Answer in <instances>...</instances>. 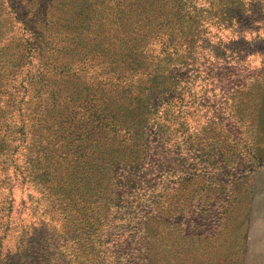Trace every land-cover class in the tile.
<instances>
[{"label":"trees","instance_id":"obj_1","mask_svg":"<svg viewBox=\"0 0 264 264\" xmlns=\"http://www.w3.org/2000/svg\"><path fill=\"white\" fill-rule=\"evenodd\" d=\"M181 3L0 0V264H174L173 246L215 228L193 211L187 157L152 160L190 118V80L162 70L193 20Z\"/></svg>","mask_w":264,"mask_h":264},{"label":"rangeland","instance_id":"obj_2","mask_svg":"<svg viewBox=\"0 0 264 264\" xmlns=\"http://www.w3.org/2000/svg\"><path fill=\"white\" fill-rule=\"evenodd\" d=\"M174 1L172 8H180V17L188 14L186 4ZM187 1L193 20L177 26L188 36L171 50L175 56L162 70L190 80L183 86L190 118L178 128L180 133L167 136L165 149H153L152 160L158 154L186 156L191 170L198 173L190 184L193 211L207 208L209 222H216L210 223L215 228L205 238L195 233L188 244L179 238L172 247L174 264H264V0ZM16 74L8 77V86ZM126 75L138 76L132 71ZM80 77L89 81V76ZM4 95L7 98V91ZM3 123L0 119L1 129ZM150 142L154 147L160 140ZM38 178L35 184L40 188L45 177ZM40 193L38 189L27 194L31 212L36 213ZM143 201L147 204V199ZM25 215L30 224L42 216Z\"/></svg>","mask_w":264,"mask_h":264}]
</instances>
